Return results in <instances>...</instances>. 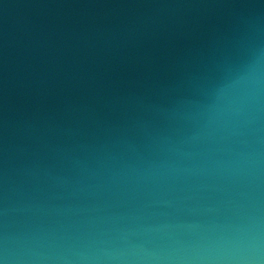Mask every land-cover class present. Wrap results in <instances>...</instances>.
<instances>
[{
	"label": "water",
	"instance_id": "95a60500",
	"mask_svg": "<svg viewBox=\"0 0 264 264\" xmlns=\"http://www.w3.org/2000/svg\"><path fill=\"white\" fill-rule=\"evenodd\" d=\"M0 264H264V0H0Z\"/></svg>",
	"mask_w": 264,
	"mask_h": 264
}]
</instances>
